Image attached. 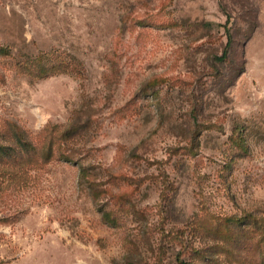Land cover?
I'll list each match as a JSON object with an SVG mask.
<instances>
[{
  "label": "rangeland",
  "instance_id": "1",
  "mask_svg": "<svg viewBox=\"0 0 264 264\" xmlns=\"http://www.w3.org/2000/svg\"><path fill=\"white\" fill-rule=\"evenodd\" d=\"M0 48V264H264V0H0Z\"/></svg>",
  "mask_w": 264,
  "mask_h": 264
},
{
  "label": "trees",
  "instance_id": "2",
  "mask_svg": "<svg viewBox=\"0 0 264 264\" xmlns=\"http://www.w3.org/2000/svg\"><path fill=\"white\" fill-rule=\"evenodd\" d=\"M230 47L231 42H228L222 55L216 57V60L218 62L225 61L228 58ZM0 55L10 56L11 52L8 48H0ZM67 68L68 66L61 62L51 63L50 60L44 61V58L42 56H40L39 58L36 57V60H33L30 64H27L23 67L24 71L34 78H44L53 74L56 75L58 73H63L66 71ZM243 72L244 69H242L240 73ZM154 83H156V80H153L151 85H153ZM52 127L54 128L55 126H47L43 130V133L49 135L48 143L50 145L49 150L51 154L54 151L53 145L58 144L60 142L62 135V132L58 130L56 132V136H54V134L51 132ZM235 132L237 133L238 137L233 140L234 144L238 148H240L242 152L247 151L245 147V138L243 136V128L237 126L235 128ZM28 145L29 142L23 138V134L21 132H15L14 140H8L5 143H0V177H2L3 179L12 180L21 177V175L25 173L23 169L27 162L25 163L22 157L25 155V153L28 154L27 152H30V150H28ZM245 220V217L238 219L236 217H232L229 219V221L236 225H242Z\"/></svg>",
  "mask_w": 264,
  "mask_h": 264
}]
</instances>
